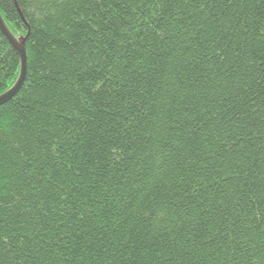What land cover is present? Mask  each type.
<instances>
[{
    "label": "trees",
    "instance_id": "1",
    "mask_svg": "<svg viewBox=\"0 0 264 264\" xmlns=\"http://www.w3.org/2000/svg\"><path fill=\"white\" fill-rule=\"evenodd\" d=\"M0 12V264H264V0Z\"/></svg>",
    "mask_w": 264,
    "mask_h": 264
},
{
    "label": "water",
    "instance_id": "2",
    "mask_svg": "<svg viewBox=\"0 0 264 264\" xmlns=\"http://www.w3.org/2000/svg\"><path fill=\"white\" fill-rule=\"evenodd\" d=\"M0 29L5 35V37L9 40V42L13 45V47L19 53L21 59V68L20 75L16 83L7 91L0 94V105L8 102L14 95H16L20 89L24 86L27 75H28V51H27V37H20L17 39L7 27L2 14L0 12Z\"/></svg>",
    "mask_w": 264,
    "mask_h": 264
}]
</instances>
